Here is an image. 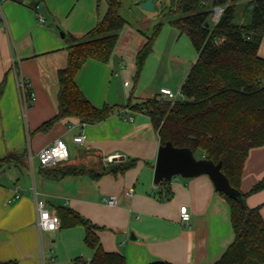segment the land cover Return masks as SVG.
I'll return each mask as SVG.
<instances>
[{
    "label": "crops",
    "instance_id": "obj_1",
    "mask_svg": "<svg viewBox=\"0 0 264 264\" xmlns=\"http://www.w3.org/2000/svg\"><path fill=\"white\" fill-rule=\"evenodd\" d=\"M246 1L236 2L239 15ZM34 6L43 20H38ZM107 7L108 0L1 2L5 24L0 21V158L21 155L24 162L0 170V262L67 264L71 259L76 264L82 256L83 226L38 230L35 200L42 199L53 213L69 208L98 226L101 247L123 254L125 264H212L234 238L228 202L205 174L155 184L158 135L145 112L124 107L132 93L127 96L129 84L124 80L123 88L119 77L135 72L136 54L148 34L124 19L109 59H87L74 77L93 106H117L108 117L94 124L61 119L38 129L56 113V75L66 65V35L86 34ZM258 55L264 58V37ZM18 74L34 93L25 112L16 86ZM126 96L127 102L121 104ZM144 99L136 97L131 103ZM82 132L84 142L75 143L73 137ZM55 139L63 140L69 151L61 165L81 173L52 179L39 165L36 170L29 167L28 154L36 155ZM262 178L264 145L248 150L239 185L245 205L258 206L264 220V186L250 192ZM110 196L116 198L114 206L106 203ZM182 205L189 212L185 222L179 218Z\"/></svg>",
    "mask_w": 264,
    "mask_h": 264
},
{
    "label": "trees",
    "instance_id": "obj_2",
    "mask_svg": "<svg viewBox=\"0 0 264 264\" xmlns=\"http://www.w3.org/2000/svg\"><path fill=\"white\" fill-rule=\"evenodd\" d=\"M238 0H176L177 16L170 25L185 33L196 51V59L180 86L181 100L163 99L158 94L124 107L145 112L156 131L160 144L170 141L175 147H188L198 157L217 162L230 185L238 190L242 166L248 150L264 145V58L258 55L264 37V0H247L240 8L244 21L236 22ZM122 0H108L105 14L86 34L66 35V65L57 70L56 113L38 129L44 130L55 121L74 118L80 123L94 124L104 120L117 107L104 103L93 106L77 87L74 77L87 59L106 62L125 24L119 14ZM215 7H220L218 19L210 24ZM160 29L156 24L135 57V78ZM1 91V88H0ZM23 163L20 156L0 158V170L11 163ZM44 175L61 179L81 173L73 166H39ZM126 168V167H125ZM165 182L161 180L158 184ZM264 178L250 192L263 188ZM229 204L233 241L212 264H245L252 260L264 264V220L259 207L249 208L220 192ZM244 197V195H243ZM59 227L81 225L83 242L92 250L87 264H125L123 254L105 251L96 230L98 226L69 208H60ZM79 261V258L76 259ZM0 264H15L0 262ZM149 264H171L153 261Z\"/></svg>",
    "mask_w": 264,
    "mask_h": 264
},
{
    "label": "rangeland",
    "instance_id": "obj_3",
    "mask_svg": "<svg viewBox=\"0 0 264 264\" xmlns=\"http://www.w3.org/2000/svg\"><path fill=\"white\" fill-rule=\"evenodd\" d=\"M141 1L143 0H122L118 10L119 14L131 27L137 28L148 35L158 23H160V29L154 39L152 51L144 59L138 77L135 78V72L132 76L119 77L120 84L123 87V81H127L129 84L126 87L127 96L132 93V100H135L136 97L150 98L156 94L160 95V86H166L173 92L174 97L167 100H181L183 96L179 91L180 86L184 82L191 64L196 59V51L188 36L185 33H179L168 22L169 19L177 16L174 11H171L175 6L170 4V0H153L154 8L152 10L143 9L140 6ZM214 17L215 13L213 12L210 17V24H213L211 19H214ZM235 21H242L239 12L235 16ZM127 96L121 104L127 102ZM194 155L198 157L199 151H196ZM32 156L31 169L36 170L38 165L37 156ZM26 160L29 165L28 158ZM91 251L85 246L82 256L75 263L87 264L85 260L91 257ZM67 264H73L72 260L70 259ZM245 264L256 263L248 260Z\"/></svg>",
    "mask_w": 264,
    "mask_h": 264
},
{
    "label": "water",
    "instance_id": "obj_4",
    "mask_svg": "<svg viewBox=\"0 0 264 264\" xmlns=\"http://www.w3.org/2000/svg\"><path fill=\"white\" fill-rule=\"evenodd\" d=\"M175 0H170L173 5ZM140 6L146 10L154 8L153 0H143ZM215 22L220 13V7L215 8ZM62 34V33H61ZM222 160L213 162L205 157H196L188 147H175L170 141L160 144L157 149L153 167V182L158 184L161 180L170 181L173 177H195L202 174L208 176L216 191L236 199L241 205L244 197L240 190L232 187L227 177L222 173Z\"/></svg>",
    "mask_w": 264,
    "mask_h": 264
},
{
    "label": "built area",
    "instance_id": "obj_5",
    "mask_svg": "<svg viewBox=\"0 0 264 264\" xmlns=\"http://www.w3.org/2000/svg\"><path fill=\"white\" fill-rule=\"evenodd\" d=\"M2 1L4 0H0V21L3 24H5V20H4L2 11H1ZM36 7L37 6H34L36 16L38 20L41 21L43 20V17L40 13L36 11ZM215 8H214V11H215ZM220 11H221V8H220ZM124 84H127V82H125ZM16 86H17L22 110L23 112H25L27 107L34 100V93L31 90H29L28 80L24 78L21 74H18L16 77ZM159 94L161 97L162 96L165 97V98L162 97L163 99H169V98L174 97L173 92L167 87H160ZM84 140H85V135L83 132L73 137V141L75 143L82 144ZM68 155H69L68 147L65 144V142L61 139H55L52 143L41 147L37 151V154H36L38 165L42 167L52 166L58 162H62L68 158ZM32 159H33V156L31 154H28V162H29L30 168H32ZM108 160H110V156L108 157ZM14 197L15 198L19 197L17 188L14 189ZM106 203L110 206H114L116 204L115 196H110L109 198H107ZM35 210H36L35 225L39 231L41 230L54 231L57 228H59L60 226L59 216L56 213L49 211L45 207V202L42 199L35 200ZM179 218L181 221H184V222L188 221L189 219V212L185 205H182L179 207Z\"/></svg>",
    "mask_w": 264,
    "mask_h": 264
}]
</instances>
